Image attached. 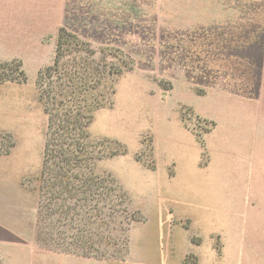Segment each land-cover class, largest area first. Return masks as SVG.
<instances>
[{
    "label": "rangeland",
    "instance_id": "1",
    "mask_svg": "<svg viewBox=\"0 0 264 264\" xmlns=\"http://www.w3.org/2000/svg\"><path fill=\"white\" fill-rule=\"evenodd\" d=\"M0 264H264V0H0Z\"/></svg>",
    "mask_w": 264,
    "mask_h": 264
},
{
    "label": "trees",
    "instance_id": "2",
    "mask_svg": "<svg viewBox=\"0 0 264 264\" xmlns=\"http://www.w3.org/2000/svg\"><path fill=\"white\" fill-rule=\"evenodd\" d=\"M67 34H69V33L68 32H63L58 37L57 51L59 53V56H60V53H62V44L64 43V41L68 40L67 39ZM69 35L71 37H73V35H71V34H69ZM59 60H60V57H57L55 62H54V64L45 69V73L46 74L49 73V77L51 76V74L58 76V73H59L58 72ZM84 81H85V79H84L83 76H78V80H77L78 84H82V83H84ZM81 89H83V88H81ZM84 90H86L85 87H84ZM67 109H68V112L65 113V117H64L66 121L68 120V113H71L74 110L73 107H71L69 105H67ZM76 113H78V111ZM69 116L71 117V119L69 117V120H70L69 124L67 123V124L62 125V126L63 127L69 126V130H74L75 128L79 129L80 128L79 121H78L77 124H75L76 121L74 123H72L73 122V119H72L73 115L69 114ZM67 144H69L71 146V142H68ZM59 145H60L61 151L58 149V145H57L56 148H54V147L51 148V152L50 153L52 155H54L56 159L54 158L53 166L47 167V171L49 170V173L53 177L52 178H50V177L46 178V180H45L46 185L45 186L43 185L46 188V190L52 191V189L55 186H63L64 190L70 192L71 191L70 187H76V185L74 183H76V184L79 183L81 185V186H78L79 187L78 189H80V190H81V188L83 186L88 188V190H90V189H94L95 190V189L99 188V186H100L99 183L102 182L103 179H99L98 178L97 174L93 171L95 166L91 167V164L89 163L95 157H93L92 155H89L87 150H86V152L84 150H80V147H77L78 145H76V148L78 150L77 151L78 154L72 156L73 159H74V160H72V159H70L69 155L64 153V149L62 148V144L59 143ZM53 151L54 152L56 151L57 153L56 152L54 153ZM73 166L82 167L83 169L84 168L87 169L88 170L87 172L89 173V175L84 173L85 171H82L80 174L79 173L72 174L73 178H77V180L74 183L72 182V184H71V181L69 180L68 171H71ZM84 190H86V189H83L82 191H84ZM88 190H86V192H88ZM53 192H56V191H53ZM86 192L82 193L80 196H84V194ZM53 195L55 197V196H60L61 194H56V193L54 194L53 193ZM71 195L76 197L75 193H71ZM79 204H80V201H79ZM68 209L69 208L63 209L59 205V207L56 209L57 210L56 212L59 214L58 215V221L61 220L62 218H66L65 217L66 216L65 215V213H66L65 211L68 210ZM69 216H70L71 219H73L71 215H69ZM86 231H88V229H87V227H84L83 228V233L86 232ZM87 241L90 242V243H88L89 245H87V246H91V244H92L91 241L92 240H91V238L89 236L87 237V239H86V236H85V239L83 240V242L85 244H87L86 243ZM106 243L107 244H111V243H114V242L110 241V239H106ZM103 245H105V243H103ZM114 245H115V243H114ZM83 247H85V246H83V245L80 246L81 249H83ZM109 251H111V250H109ZM105 252L107 253V251L104 250V252L100 251L99 253H93V254L99 255V257H101V256L102 257H106L107 254Z\"/></svg>",
    "mask_w": 264,
    "mask_h": 264
}]
</instances>
